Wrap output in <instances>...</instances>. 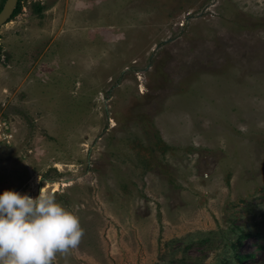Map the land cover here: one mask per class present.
Instances as JSON below:
<instances>
[{
  "label": "rangeland",
  "instance_id": "374dc122",
  "mask_svg": "<svg viewBox=\"0 0 264 264\" xmlns=\"http://www.w3.org/2000/svg\"><path fill=\"white\" fill-rule=\"evenodd\" d=\"M5 189L78 216L53 264H264V0H19Z\"/></svg>",
  "mask_w": 264,
  "mask_h": 264
},
{
  "label": "clouds",
  "instance_id": "9594fccd",
  "mask_svg": "<svg viewBox=\"0 0 264 264\" xmlns=\"http://www.w3.org/2000/svg\"><path fill=\"white\" fill-rule=\"evenodd\" d=\"M83 235L79 218L53 193L0 191V264H53Z\"/></svg>",
  "mask_w": 264,
  "mask_h": 264
},
{
  "label": "water",
  "instance_id": "95a60500",
  "mask_svg": "<svg viewBox=\"0 0 264 264\" xmlns=\"http://www.w3.org/2000/svg\"><path fill=\"white\" fill-rule=\"evenodd\" d=\"M19 0H6L4 7L0 11V28L13 14Z\"/></svg>",
  "mask_w": 264,
  "mask_h": 264
},
{
  "label": "trees",
  "instance_id": "16d2710c",
  "mask_svg": "<svg viewBox=\"0 0 264 264\" xmlns=\"http://www.w3.org/2000/svg\"><path fill=\"white\" fill-rule=\"evenodd\" d=\"M248 256H250V254H242V255H238L240 261H243L244 259H246Z\"/></svg>",
  "mask_w": 264,
  "mask_h": 264
},
{
  "label": "bare ground",
  "instance_id": "6f19581e",
  "mask_svg": "<svg viewBox=\"0 0 264 264\" xmlns=\"http://www.w3.org/2000/svg\"><path fill=\"white\" fill-rule=\"evenodd\" d=\"M56 188H57V185H56ZM43 191H45V189H43Z\"/></svg>",
  "mask_w": 264,
  "mask_h": 264
}]
</instances>
